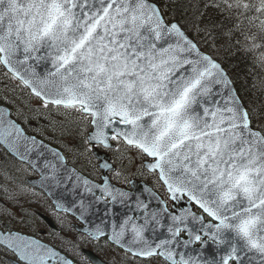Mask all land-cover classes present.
<instances>
[{"label":"snow or ice","instance_id":"snow-or-ice-1","mask_svg":"<svg viewBox=\"0 0 264 264\" xmlns=\"http://www.w3.org/2000/svg\"><path fill=\"white\" fill-rule=\"evenodd\" d=\"M0 70V264H264V0H0Z\"/></svg>","mask_w":264,"mask_h":264},{"label":"trees","instance_id":"trees-1","mask_svg":"<svg viewBox=\"0 0 264 264\" xmlns=\"http://www.w3.org/2000/svg\"><path fill=\"white\" fill-rule=\"evenodd\" d=\"M219 56L225 62V66L229 70V72L232 73V75L234 77L239 76L240 79L243 80V78L246 74V70H245L244 66L240 63L239 57H237L236 59H229L228 54L224 53V52L219 53ZM0 71H2V70H0ZM93 163H96V161L93 160ZM135 177L140 178V176H135ZM142 178L146 179L144 177H142ZM33 207L35 209H42V207L37 203H34ZM10 226H12V224Z\"/></svg>","mask_w":264,"mask_h":264},{"label":"flooded vegetation","instance_id":"flooded-vegetation-1","mask_svg":"<svg viewBox=\"0 0 264 264\" xmlns=\"http://www.w3.org/2000/svg\"><path fill=\"white\" fill-rule=\"evenodd\" d=\"M29 177H34V174H32L31 172H25V173H23V175L20 178L28 179ZM143 177L146 178L144 180H148L149 179L147 176H143ZM139 180H143L142 176H140ZM26 207L34 208L32 203L29 204ZM38 238L42 239L43 241H45L47 243H52V244H59L60 243L59 238L56 235H54V234L53 235H49V234L45 233L44 235H42V236H40ZM94 253L97 254L101 259L104 258L102 253H99V252H94Z\"/></svg>","mask_w":264,"mask_h":264},{"label":"rangeland","instance_id":"rangeland-1","mask_svg":"<svg viewBox=\"0 0 264 264\" xmlns=\"http://www.w3.org/2000/svg\"><path fill=\"white\" fill-rule=\"evenodd\" d=\"M25 199H28L27 197L25 198ZM34 203H32V205H33ZM29 204H25V207L26 206H28ZM43 212H45V213H49V212H51V209H49V208H47L46 206L45 207H42V209H41ZM12 224V227H14V228H20L21 227V225H19L18 223H15V222H12L11 223Z\"/></svg>","mask_w":264,"mask_h":264},{"label":"water","instance_id":"water-1","mask_svg":"<svg viewBox=\"0 0 264 264\" xmlns=\"http://www.w3.org/2000/svg\"><path fill=\"white\" fill-rule=\"evenodd\" d=\"M100 154H101L102 157L104 156V153H103V152H101ZM134 181L137 183V185H138L139 182H140V181H137V180H135V179H134ZM44 242H45V241H44ZM90 254H91V255H94L92 252H90ZM94 256H96V255H94ZM96 257H97V256H96ZM97 259H99V258L97 257Z\"/></svg>","mask_w":264,"mask_h":264}]
</instances>
